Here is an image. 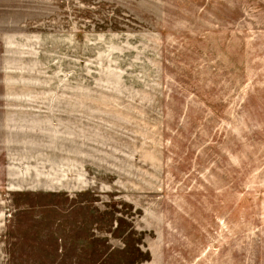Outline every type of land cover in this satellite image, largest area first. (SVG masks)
Returning a JSON list of instances; mask_svg holds the SVG:
<instances>
[{
  "label": "rangeland",
  "instance_id": "374dc122",
  "mask_svg": "<svg viewBox=\"0 0 264 264\" xmlns=\"http://www.w3.org/2000/svg\"><path fill=\"white\" fill-rule=\"evenodd\" d=\"M0 264H264V0H0Z\"/></svg>",
  "mask_w": 264,
  "mask_h": 264
}]
</instances>
